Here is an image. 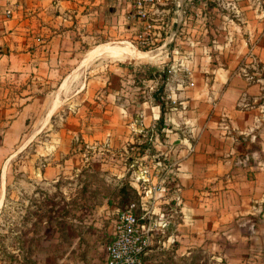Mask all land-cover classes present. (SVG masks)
Masks as SVG:
<instances>
[{
	"label": "crops",
	"instance_id": "crops-1",
	"mask_svg": "<svg viewBox=\"0 0 264 264\" xmlns=\"http://www.w3.org/2000/svg\"><path fill=\"white\" fill-rule=\"evenodd\" d=\"M187 1H176L167 41L145 52L128 41L96 44L113 31L134 33L133 0H0V207L8 166L45 130L63 80L107 54L120 62L102 65L103 80L86 79V96L93 82L92 95L103 93L86 132L129 138L149 128L162 115L155 91L164 87V125L152 142L175 188L169 213L157 209L150 252L169 249L184 264L199 254L209 264H264V0H209L196 20ZM41 176L55 181L58 168ZM114 229L115 220L82 232L75 224L40 264H106Z\"/></svg>",
	"mask_w": 264,
	"mask_h": 264
},
{
	"label": "rangeland",
	"instance_id": "rangeland-1",
	"mask_svg": "<svg viewBox=\"0 0 264 264\" xmlns=\"http://www.w3.org/2000/svg\"><path fill=\"white\" fill-rule=\"evenodd\" d=\"M138 1L133 0V12L128 17L136 21L134 33L128 29L113 31L112 36L97 38L96 44H123L128 41L140 50L143 47L153 50L167 41L165 39L173 29L169 22L178 7L177 0L148 1L145 17L138 13ZM212 2L187 1L185 13L191 20H196L203 12L201 3L208 6ZM147 21L154 26L148 28L151 36L144 38ZM93 58V62L96 61L95 65L92 63L93 67L73 69L63 80L66 89L59 92L62 98L59 94L53 114L45 117V130L8 166L7 198L0 207V264H40L41 252L48 248L52 251L59 249L58 243H51L57 233L68 242V229L75 224H79L81 232L87 225L97 222L107 226L109 221L115 220L116 225L120 214L130 208L143 227L151 228L149 249L156 244L159 233L154 222L160 215L157 209L169 213L166 201H171L173 192H156L161 182L173 184L172 178H166L169 175L168 163L154 155L152 138L157 123L145 130L133 129L129 138L111 139L102 133L85 131L92 107L102 104L100 98L103 94L92 95L97 89V83L93 82V91L86 96V79L100 77L99 80H103L102 65L111 60L120 62L107 54ZM125 62L130 64L135 60L128 58ZM169 73L166 67L164 75ZM139 81L136 77L130 84L138 85ZM157 89L156 93L159 92ZM163 95L164 90L161 100L165 101ZM56 144L57 148L53 146ZM50 166L58 168V179L48 181L43 176L41 180V172L45 173ZM149 249L144 264H184L175 259L169 249L158 252H150ZM203 257L199 254L197 260L186 264H209L206 259L202 262Z\"/></svg>",
	"mask_w": 264,
	"mask_h": 264
},
{
	"label": "built area",
	"instance_id": "built-area-1",
	"mask_svg": "<svg viewBox=\"0 0 264 264\" xmlns=\"http://www.w3.org/2000/svg\"><path fill=\"white\" fill-rule=\"evenodd\" d=\"M148 1L153 2L154 0L138 1L139 7H137V9L141 17H145L146 15L145 4L148 3ZM199 1L207 3L209 0ZM150 26H154V24L147 21L145 25L146 30L143 31L144 38H148L147 35L151 36V32H148ZM168 174L169 175L166 176L167 180L171 179L173 175L170 173ZM169 184L170 185H165L161 182L158 185V190L156 192L166 194V192H169L170 190L172 191L175 188L174 182L173 184ZM162 224L164 226L167 225L164 221ZM150 230L151 228L147 225L146 227L141 225L139 218L136 216L132 208L122 212L119 221L115 225L113 239L106 246V264H144L143 257L147 253L152 241Z\"/></svg>",
	"mask_w": 264,
	"mask_h": 264
},
{
	"label": "trees",
	"instance_id": "trees-1",
	"mask_svg": "<svg viewBox=\"0 0 264 264\" xmlns=\"http://www.w3.org/2000/svg\"><path fill=\"white\" fill-rule=\"evenodd\" d=\"M145 50L150 51L147 48L143 47L142 51H145ZM147 51H145V52H147ZM163 90H164V87H161L158 90L159 92L155 94V102H156V104H158L161 107V110H162V115H161L160 119L157 121V128L160 130H161V127H163V125H164V114L167 111L166 102L161 100V94H162ZM145 255L143 257V260L145 259Z\"/></svg>",
	"mask_w": 264,
	"mask_h": 264
},
{
	"label": "bare ground",
	"instance_id": "bare-ground-1",
	"mask_svg": "<svg viewBox=\"0 0 264 264\" xmlns=\"http://www.w3.org/2000/svg\"><path fill=\"white\" fill-rule=\"evenodd\" d=\"M125 52V51H124ZM154 55V53H150V54H146L145 56H147L148 58H150L151 59V57ZM65 86H63V88H64Z\"/></svg>",
	"mask_w": 264,
	"mask_h": 264
}]
</instances>
